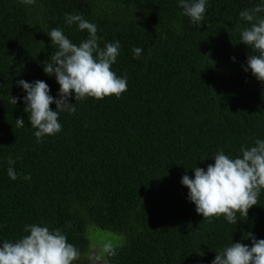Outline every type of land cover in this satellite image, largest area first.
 I'll return each mask as SVG.
<instances>
[{
  "label": "trees",
  "instance_id": "trees-1",
  "mask_svg": "<svg viewBox=\"0 0 264 264\" xmlns=\"http://www.w3.org/2000/svg\"><path fill=\"white\" fill-rule=\"evenodd\" d=\"M257 5L264 0H206L197 25L179 0H0V245L39 224L61 230L81 253L73 264H84L93 226L125 236L108 264H211L232 243L251 246L247 232L264 239V189L232 224L203 219L181 184L217 152L235 158L264 140V84L243 70L257 53L239 42L250 27L239 13ZM66 14L94 23L100 47L119 42L111 70L127 76V90L70 98L76 111L60 112L61 131L37 142L23 100L10 96L26 95L23 79L45 81L58 98L55 76L43 71L57 50L47 33L62 29L77 45L88 36Z\"/></svg>",
  "mask_w": 264,
  "mask_h": 264
},
{
  "label": "clouds",
  "instance_id": "clouds-1",
  "mask_svg": "<svg viewBox=\"0 0 264 264\" xmlns=\"http://www.w3.org/2000/svg\"><path fill=\"white\" fill-rule=\"evenodd\" d=\"M35 0H21V3L32 5ZM183 14L193 24H201L206 11V0H179ZM264 12V6L257 5L239 13L250 27L240 33V43L245 44L257 54H250L244 71L264 84V18L257 13ZM65 23L76 25L78 30H86L88 36L79 45L68 39L62 29L53 28L47 35L51 45L57 50L49 60L43 62L44 73L55 76L59 85L57 97L49 95V85L43 80L27 82L17 80L16 84L26 93L25 96H10V103L16 105L18 100L24 102L23 111L28 114V121L37 142L44 136L60 132L62 125L58 122L60 112L72 114L76 111L75 102L87 98L101 100L108 96L119 98L127 90V76H117L111 70L119 55L118 41L99 46L97 26L85 20L80 14H66ZM133 58H138L141 48H134ZM235 59L234 57L232 58ZM75 102L70 103V98ZM56 108H50L51 104ZM17 127H23V118L15 120ZM240 156L235 158L226 155L223 150L217 152L206 169L194 167L193 177L183 175L181 184L188 189L187 199L195 205V212L209 220L223 216L229 223H237V213L247 218L248 210L258 204V198L264 189V140L257 139L254 146H242ZM8 176L17 179L11 167L15 161L9 158ZM25 176L24 179H30ZM29 233L14 242L5 241L0 245V264H73L81 258L80 251L62 234L61 230L50 231L47 226L39 224L25 225ZM244 239L251 240V246L240 242L232 243L216 253L211 264H264V239H256L247 232ZM117 252L109 241L98 249L87 254L89 264H108L107 257Z\"/></svg>",
  "mask_w": 264,
  "mask_h": 264
},
{
  "label": "rangeland",
  "instance_id": "rangeland-1",
  "mask_svg": "<svg viewBox=\"0 0 264 264\" xmlns=\"http://www.w3.org/2000/svg\"><path fill=\"white\" fill-rule=\"evenodd\" d=\"M89 242L88 253L98 250L103 243L111 242L114 247L122 246L125 243V236L121 234L111 233L109 231L100 230L96 227L89 226L86 229ZM87 254L83 256L84 264H89Z\"/></svg>",
  "mask_w": 264,
  "mask_h": 264
}]
</instances>
